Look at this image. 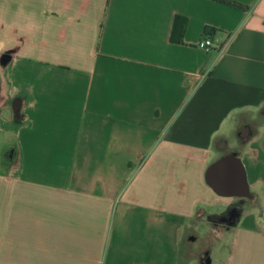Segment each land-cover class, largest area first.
Masks as SVG:
<instances>
[{
	"label": "crops",
	"instance_id": "0c3cea01",
	"mask_svg": "<svg viewBox=\"0 0 264 264\" xmlns=\"http://www.w3.org/2000/svg\"><path fill=\"white\" fill-rule=\"evenodd\" d=\"M229 1L0 0V264H179L231 153L259 203L209 264H264V0Z\"/></svg>",
	"mask_w": 264,
	"mask_h": 264
},
{
	"label": "water",
	"instance_id": "95a60500",
	"mask_svg": "<svg viewBox=\"0 0 264 264\" xmlns=\"http://www.w3.org/2000/svg\"><path fill=\"white\" fill-rule=\"evenodd\" d=\"M204 180L220 197L251 199L244 167L235 153L223 156L211 164L205 171Z\"/></svg>",
	"mask_w": 264,
	"mask_h": 264
},
{
	"label": "rangeland",
	"instance_id": "374dc122",
	"mask_svg": "<svg viewBox=\"0 0 264 264\" xmlns=\"http://www.w3.org/2000/svg\"><path fill=\"white\" fill-rule=\"evenodd\" d=\"M0 155H1V150H0ZM1 159V158H0ZM3 167L0 166V171H3ZM238 203H241L238 205L237 209V215L236 218L239 217L241 213H244L247 210H250L254 205H258L259 201L256 197H252L251 201L248 200H239ZM237 205V202L236 204ZM261 215V212H260ZM218 219L219 217L213 218V223L207 225V227L200 228L195 232L192 233V238L191 240H184L179 248L180 254H182V261L180 260L179 264H201V259L204 258V253H208V258L210 260V263H212L214 258V250H215V245L210 242H207L205 239V235H216L214 231H219L220 225L218 224ZM228 225V224H227ZM223 230L226 228L221 227ZM221 229V230H222ZM220 230V231H221ZM220 234V233H218ZM187 237V236H186Z\"/></svg>",
	"mask_w": 264,
	"mask_h": 264
},
{
	"label": "trees",
	"instance_id": "16d2710c",
	"mask_svg": "<svg viewBox=\"0 0 264 264\" xmlns=\"http://www.w3.org/2000/svg\"><path fill=\"white\" fill-rule=\"evenodd\" d=\"M213 2L225 5L227 7L238 9V10H247V7L242 6L238 3L231 2L229 0H211ZM187 21L184 17L175 16L172 22L170 41L174 44H182V36L186 28ZM216 32V29L212 27L205 26L203 28L202 34L211 38Z\"/></svg>",
	"mask_w": 264,
	"mask_h": 264
},
{
	"label": "built area",
	"instance_id": "2783aa9c",
	"mask_svg": "<svg viewBox=\"0 0 264 264\" xmlns=\"http://www.w3.org/2000/svg\"><path fill=\"white\" fill-rule=\"evenodd\" d=\"M228 43L229 39H227L223 44L217 47H213L211 38L203 36L197 43V48L208 53L215 52L219 55L225 51L226 47L228 46Z\"/></svg>",
	"mask_w": 264,
	"mask_h": 264
},
{
	"label": "flooded vegetation",
	"instance_id": "af4514ba",
	"mask_svg": "<svg viewBox=\"0 0 264 264\" xmlns=\"http://www.w3.org/2000/svg\"><path fill=\"white\" fill-rule=\"evenodd\" d=\"M241 203H237V205L233 206L232 208H230V210L223 216L219 217L217 222L223 223V224H231L234 222L236 215H237V209H238V205H240ZM209 261L208 258V253L205 252L204 253V258L201 259V264H206V262Z\"/></svg>",
	"mask_w": 264,
	"mask_h": 264
}]
</instances>
